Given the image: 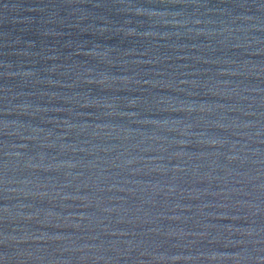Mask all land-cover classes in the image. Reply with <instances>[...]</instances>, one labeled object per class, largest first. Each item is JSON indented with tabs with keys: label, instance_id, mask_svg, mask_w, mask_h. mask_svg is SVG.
<instances>
[{
	"label": "water",
	"instance_id": "obj_1",
	"mask_svg": "<svg viewBox=\"0 0 264 264\" xmlns=\"http://www.w3.org/2000/svg\"><path fill=\"white\" fill-rule=\"evenodd\" d=\"M0 264H264V0H0Z\"/></svg>",
	"mask_w": 264,
	"mask_h": 264
}]
</instances>
